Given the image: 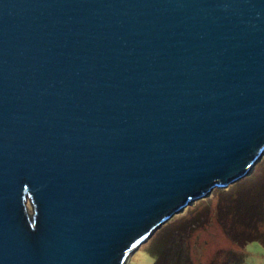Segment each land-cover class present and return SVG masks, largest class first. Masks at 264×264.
Masks as SVG:
<instances>
[{"label":"water","instance_id":"95a60500","mask_svg":"<svg viewBox=\"0 0 264 264\" xmlns=\"http://www.w3.org/2000/svg\"><path fill=\"white\" fill-rule=\"evenodd\" d=\"M263 155L264 0H0V264H126Z\"/></svg>","mask_w":264,"mask_h":264},{"label":"rangeland","instance_id":"374dc122","mask_svg":"<svg viewBox=\"0 0 264 264\" xmlns=\"http://www.w3.org/2000/svg\"><path fill=\"white\" fill-rule=\"evenodd\" d=\"M248 176L240 181L243 182L241 185L236 182L224 188L227 193L213 189L205 201L197 200L173 216L130 255L126 264H153L157 255L156 243L168 233L174 235L172 241H179V251H182L180 264H264V238L245 239L243 226L237 222L242 218L249 223V236L264 233V219L259 220L262 218L259 210H264V191L258 192L259 184L264 189V183L260 182L264 180V155ZM246 195H254V202H250L254 206L245 208L251 207L249 210L240 208L244 204L239 205ZM182 223L188 226L180 232L176 228H180ZM172 241L166 246L175 247L177 244ZM175 251L176 248H172L169 256L160 255L159 259H164L160 264L177 263Z\"/></svg>","mask_w":264,"mask_h":264},{"label":"trees","instance_id":"16d2710c","mask_svg":"<svg viewBox=\"0 0 264 264\" xmlns=\"http://www.w3.org/2000/svg\"><path fill=\"white\" fill-rule=\"evenodd\" d=\"M261 161V160H260ZM246 179L247 178H249V176H247V177H245ZM245 178H243V179H241V180H239L237 183H239L240 181H242V180H244ZM264 178V177H263ZM260 182H263L264 183V180H261ZM237 183H234V184H237ZM243 182H240L239 183V185H241ZM262 185V184H261ZM260 184H259V186H258V188L260 189L258 192H263L264 191V189H262L260 186H261ZM230 186V185H229ZM228 186V187H229ZM243 186V185H242ZM226 189V188H225ZM215 191H221V192H224V193H227L226 191L227 190H222V189H219V188H215ZM215 193V192H214ZM211 196H213V195H211ZM254 195H246L245 197H244V200H242L241 202H240V206H241V203H242V205L244 206V207H240V208H242L243 210H249V208H251L252 206H254L253 204H250V202H254ZM207 198H205L204 200L202 199V201H205ZM244 202V203H243ZM200 203V202H199ZM198 203V204H199ZM197 204V205H198ZM192 205V204H191ZM251 206V207H249V208H247V209H245L246 208V206ZM190 206V205H189ZM188 207V206H187ZM186 207V208H187ZM229 207V205L227 206V208ZM185 208V209H186ZM184 209V210H185ZM242 209H241V211H242ZM183 210V211H184ZM188 211V210H187ZM247 214L249 213V214H251L250 213V211H245ZM182 213V212H181ZM241 214V213H240ZM259 216H262V218H259V220L260 219H264V210L263 211H261V210H259ZM239 217H241V215H239ZM239 219V218H238ZM194 221V220H193ZM237 222L239 223V224H242V226H243V233L245 234L243 237L246 239V238H249V237H255V238H260L261 236L264 238V233H260L259 232V236H249V234H250V230H251V228H249L250 226H248V222H245L244 221V219H242V218H240V220H237ZM260 223V222H259ZM187 226L188 225H186V223H182V225H181V227L180 228H176L178 231H180V232H182L184 229H186L187 228ZM177 234V233H176ZM251 235V234H250ZM174 235H169V233L168 234H166V235H164L161 239H159L158 240V242L156 243V246L158 247L157 249H156V251H157V255H156V258H155V260H154V262H153V264H160V260L162 261V260H164V259H159V256L160 255H163V256H169V254H170V252H171V249L172 248H176V253H174L175 254V256L177 257V260H178V262L177 263H173V264H180V262H181V258H182V251H179V241L178 242H176V241H172V237H173ZM184 237V236H183ZM170 241V244H171V241H172V243L173 244H177L175 247H172V246H166L167 244H168V242ZM181 246H182V243H181ZM167 260H170V259H167ZM171 264V263H170ZM187 264H188V262H187Z\"/></svg>","mask_w":264,"mask_h":264}]
</instances>
